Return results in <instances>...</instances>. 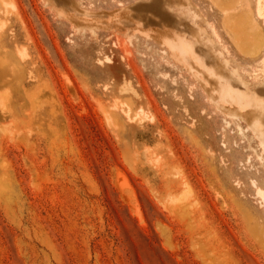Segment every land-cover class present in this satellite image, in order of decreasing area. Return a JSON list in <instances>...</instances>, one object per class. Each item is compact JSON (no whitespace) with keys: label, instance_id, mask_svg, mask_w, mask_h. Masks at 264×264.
I'll list each match as a JSON object with an SVG mask.
<instances>
[{"label":"rangeland","instance_id":"rangeland-1","mask_svg":"<svg viewBox=\"0 0 264 264\" xmlns=\"http://www.w3.org/2000/svg\"><path fill=\"white\" fill-rule=\"evenodd\" d=\"M0 264H264V0H0Z\"/></svg>","mask_w":264,"mask_h":264},{"label":"bare ground","instance_id":"bare-ground-1","mask_svg":"<svg viewBox=\"0 0 264 264\" xmlns=\"http://www.w3.org/2000/svg\"><path fill=\"white\" fill-rule=\"evenodd\" d=\"M148 107V106H147ZM131 119V118H130Z\"/></svg>","mask_w":264,"mask_h":264}]
</instances>
